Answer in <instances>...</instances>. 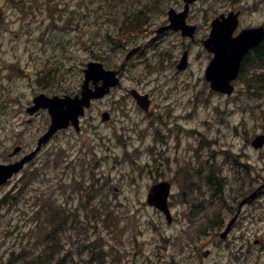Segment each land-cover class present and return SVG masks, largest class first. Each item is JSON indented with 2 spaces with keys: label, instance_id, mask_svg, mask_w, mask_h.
<instances>
[{
  "label": "rangeland",
  "instance_id": "374dc122",
  "mask_svg": "<svg viewBox=\"0 0 264 264\" xmlns=\"http://www.w3.org/2000/svg\"><path fill=\"white\" fill-rule=\"evenodd\" d=\"M150 8L138 26L144 33L110 46L108 33L115 36L126 15ZM182 8V0H0V164L10 161L16 146L24 154L34 150L48 129L47 111L27 112L35 96L78 94L84 69L93 61L122 76L121 88L86 111L80 133L72 128L58 133L0 190L5 199L18 192L26 175L43 174L20 209L0 207V264H13L12 255L20 252L31 257L42 252L35 239L44 218L33 215L42 206L35 195L37 190L51 194L53 183L58 203L63 199L59 188L78 190L84 183L93 196L102 197L98 205L107 207L102 217L108 221L100 219L98 226L93 219L96 230L86 240L105 237L112 264H264V190L238 209L264 188V148L251 145L264 133V95L253 96L242 81L235 83L232 96L213 93L204 79L211 58L200 43L212 20L231 11L241 12L238 31L264 25V0H199L189 21L199 27L198 43L185 44L175 33L152 41V30L167 23L169 10ZM184 45L189 67L179 72ZM137 47L142 51L127 62ZM255 72L264 74V69ZM124 87L151 94L158 118L150 121ZM104 112L110 122H102ZM63 149L66 154H59ZM57 154L67 157L59 163ZM210 171L219 179L217 193L204 180ZM71 179L75 182L69 185ZM161 181L172 185L171 224L147 203L151 187ZM70 197V203L77 201L76 194ZM234 217L233 230L222 240L220 232ZM209 218L221 228L200 236ZM83 262L76 256L75 264Z\"/></svg>",
  "mask_w": 264,
  "mask_h": 264
},
{
  "label": "water",
  "instance_id": "95a60500",
  "mask_svg": "<svg viewBox=\"0 0 264 264\" xmlns=\"http://www.w3.org/2000/svg\"><path fill=\"white\" fill-rule=\"evenodd\" d=\"M186 10L177 14L171 10L169 12L171 24L162 28L160 32L166 30L182 31L183 36L194 34V27H187L185 18L188 13L189 4L196 0H184ZM222 21L217 19L213 23V30L209 39L204 42L205 48L215 56L206 70V79L211 83L212 90L232 94L234 86L232 82L237 79L240 73L242 60L246 53L257 47L264 39V29H250L243 31L237 38H232L234 31L238 26V15L231 13L227 18L222 16ZM138 52V49L131 51L128 55ZM188 67L187 53L181 59L178 70L183 71ZM118 71H108L102 63H89L85 69V79L82 85L81 93L74 97L66 95L64 97H48L45 94L38 95L34 98V105L28 108V113L45 109L48 110L51 117V124L48 131L38 140L37 148L19 162L10 165H0V186L5 184L15 173H18L26 163L32 161L41 151L43 145L58 132L73 126L77 132L80 131V118L85 115V110L91 106L94 99H101L107 95L111 89L116 88L120 80ZM102 82V84H100ZM93 84V88H91ZM127 93L132 96L138 106L150 116V100L147 95H141L135 89H128ZM103 122L110 119V114H102ZM254 148L259 149L264 146V135L257 136L253 141ZM20 147L15 148L14 154L20 151ZM171 193V184L167 181L154 184L148 194L147 203L165 214L168 223H171L173 217L169 207V196ZM254 198V194L249 199ZM237 220L234 217L228 224L225 231L221 234L222 239H226ZM209 251L204 253L207 257Z\"/></svg>",
  "mask_w": 264,
  "mask_h": 264
},
{
  "label": "trees",
  "instance_id": "16d2710c",
  "mask_svg": "<svg viewBox=\"0 0 264 264\" xmlns=\"http://www.w3.org/2000/svg\"><path fill=\"white\" fill-rule=\"evenodd\" d=\"M14 1L17 2V0ZM147 9L135 14L126 15L122 21V26L120 24L121 28L118 27L119 29L115 36H113L111 33H108V39L110 41L111 47H119V39L121 37L122 40L127 41L131 38V34L144 33V30L141 29L142 27L138 26L143 25L142 19L147 15L148 11L151 12V8L150 10ZM131 25H136L137 27L134 29L123 28L125 26ZM257 56L258 57L254 63L248 62L245 64V67L248 65L251 68L264 66V46ZM20 73H22V77H24L21 70ZM242 73L243 75L240 78V81L243 80L246 91L250 92L253 96H263L264 74H244L245 69ZM59 154H66V150H61ZM59 154H57V157H59L57 160L60 163V161L67 157V155L62 158ZM244 174H247V171H245ZM41 175L43 176L39 170L34 171L29 176H27L28 178L26 185L32 184L34 187V184H37L36 182L40 179ZM74 179H76V176ZM204 180L208 183L210 188L217 193L218 190L216 189L219 179L212 171L204 175ZM73 182H75V180L71 179L68 181V184L71 185ZM62 185L64 184L62 183ZM250 185L252 186L253 182H251ZM49 188L51 190V194H45L44 192L40 194L38 190L36 191L35 203L42 204V206H40L41 210L39 212H33L34 216L40 219L44 218L37 231L39 238L36 237L35 239V242L41 245L42 252L32 257L26 252H20L17 255L13 254V264H75L76 256L84 260L82 264H112V262L109 260V252L106 246L104 247L102 244L103 240H106L105 237L102 236L100 238H95L89 242L86 240L88 232L91 229H93V232L96 230L95 225L92 224L93 219L98 220V226L100 219H104V222L108 221V219L106 221V219L102 217V212L107 209V207L104 208L98 205L102 197L93 196L90 189L91 187L84 183L83 186L78 190L74 188H64V186L63 188H59L58 190L61 191L63 199L62 203H58L56 192L54 193V183L53 185L49 186ZM30 189L34 188L23 187L19 189L17 193L15 192L13 194H8L5 199L4 197L0 199V207L9 205L15 209H20L21 207L19 202L25 199L26 193ZM68 189L72 190L68 192ZM74 194H76L77 201L70 203L69 198H71L70 196H74ZM8 197H10V199L7 201ZM94 211H97L98 213L95 214ZM217 213L220 212L217 211ZM108 214L111 213L108 212ZM217 219H219V216ZM216 220L209 218L205 222V225L203 223V225L200 227L198 234L200 236H205L209 228H221V223ZM106 226L108 228L110 227V225H107V223ZM62 251L64 253H62ZM87 255H89V259L84 258V256Z\"/></svg>",
  "mask_w": 264,
  "mask_h": 264
},
{
  "label": "flooded vegetation",
  "instance_id": "af4514ba",
  "mask_svg": "<svg viewBox=\"0 0 264 264\" xmlns=\"http://www.w3.org/2000/svg\"><path fill=\"white\" fill-rule=\"evenodd\" d=\"M191 9H192V6H191ZM191 14H192V12L190 11V14H189V16H188V19H187V22L189 23V21H190V16H191ZM167 24V23H166ZM165 24V25H166ZM190 24V23H189ZM165 25H163V26H165ZM191 25H193V24H191ZM195 25V28L197 29V31H196V34H197V32L199 31V27H198V25L197 24H194ZM159 29V28H158ZM158 29H155V30H152L153 31V36H152V41H159V42H161V41H163V39H165V38H167V37H169L171 34H172V32H166V33H164V34H160V35H157V30ZM204 40V39H203ZM203 40H200V43H202V41ZM192 41V42H191ZM183 42L185 43V44H187V43H191V44H196V43H198L197 42V40L195 41V40H192V39H189V38H186V39H184L183 40ZM263 46H264V42L262 43V45H260L254 52H251V54L253 53V54H256V53H258L262 48H263ZM262 47V48H261ZM184 49H185V51H188L187 50V45H184ZM250 54V55H251ZM250 57V56H249ZM151 98H152V96H151ZM132 102H134L133 101V99H131V98H129ZM117 103H118V111H119V96H118V98H117ZM13 159H11V161L10 162H8V164H10V163H14V162H16L17 160H14V157H12ZM14 180V179H13ZM13 180H11L10 182H12ZM10 182L8 183V185L10 184ZM24 182H26V179H25V181ZM8 185H6V186H8ZM6 186H4V187H1V188H5Z\"/></svg>",
  "mask_w": 264,
  "mask_h": 264
}]
</instances>
